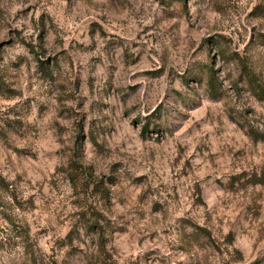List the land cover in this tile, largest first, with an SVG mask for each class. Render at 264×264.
Here are the masks:
<instances>
[{
    "label": "rangeland",
    "instance_id": "rangeland-1",
    "mask_svg": "<svg viewBox=\"0 0 264 264\" xmlns=\"http://www.w3.org/2000/svg\"><path fill=\"white\" fill-rule=\"evenodd\" d=\"M250 132L264 0H0V264H264Z\"/></svg>",
    "mask_w": 264,
    "mask_h": 264
},
{
    "label": "trees",
    "instance_id": "trees-1",
    "mask_svg": "<svg viewBox=\"0 0 264 264\" xmlns=\"http://www.w3.org/2000/svg\"><path fill=\"white\" fill-rule=\"evenodd\" d=\"M209 85H210V88H211V93L213 94L214 93V85H213V83L211 82V80H210V83H209ZM249 135L254 139V140H256V141H262V142H264V134L262 133V134H258V133H252V132H250L249 133Z\"/></svg>",
    "mask_w": 264,
    "mask_h": 264
}]
</instances>
